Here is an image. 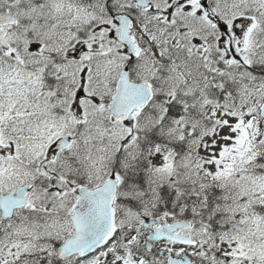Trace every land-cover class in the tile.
<instances>
[{
    "label": "snow or ice",
    "instance_id": "snow-or-ice-1",
    "mask_svg": "<svg viewBox=\"0 0 264 264\" xmlns=\"http://www.w3.org/2000/svg\"><path fill=\"white\" fill-rule=\"evenodd\" d=\"M0 264H264V0H0Z\"/></svg>",
    "mask_w": 264,
    "mask_h": 264
}]
</instances>
